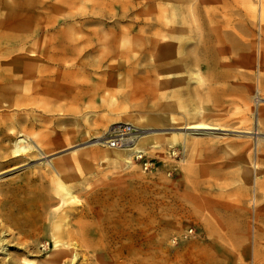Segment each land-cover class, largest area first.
<instances>
[{
    "label": "rangeland",
    "instance_id": "rangeland-1",
    "mask_svg": "<svg viewBox=\"0 0 264 264\" xmlns=\"http://www.w3.org/2000/svg\"><path fill=\"white\" fill-rule=\"evenodd\" d=\"M1 5L26 13L0 17V32L23 23L34 64L7 85L0 235L9 254L25 250L29 229L40 234L26 239L28 253L50 258L48 230L63 219L91 227L89 246L74 247L84 263L162 264L168 254L169 264H264V0ZM178 44L182 54H167ZM16 53L0 47V58ZM198 121L208 129H186ZM120 123L144 147L118 160L105 140ZM19 135L30 149L14 157ZM14 202L32 203L23 228Z\"/></svg>",
    "mask_w": 264,
    "mask_h": 264
},
{
    "label": "bare ground",
    "instance_id": "bare-ground-1",
    "mask_svg": "<svg viewBox=\"0 0 264 264\" xmlns=\"http://www.w3.org/2000/svg\"><path fill=\"white\" fill-rule=\"evenodd\" d=\"M1 6H0V10L2 11V13L0 14V17H4L6 19L11 18V19H14V21L15 20L21 21V20L27 18L26 13H24V12H22V13L20 11L15 12V11H12L11 8L6 7V6H2L4 9H1L2 8ZM34 7H36V6H34ZM6 23H7V25L10 24L9 29H11V30L6 31V32H0V38H3L5 41L9 42V44H3L0 41V47L1 46H5L7 48H14L15 47V48H17V53L13 54V55H9V56L4 57V58H0V67H1V70H0V99H1L0 100V146L4 150L7 149V146H5V144H3V143H5L4 141L10 140L12 138V136L10 134H8L7 132H4L5 128L7 127V122H5V124L3 123V120L9 121L11 119V114L9 113V109H8L9 105L5 104V103H7L6 101H8L12 96L11 95L12 92L10 91V87H8L7 85L10 84L11 82H15V83L21 82L23 80L24 73H26L27 71L33 70V66H34V64L26 62L27 58L24 55L26 53V43H25L24 37L22 35L24 34L23 30H25V25L23 23H20V22H16L15 24H11L12 22L9 23L7 21ZM17 29H19L21 31L20 36H22V38L20 39L21 40L20 43L18 42L17 45H15L14 43L12 44L11 41L8 39L9 38L12 39V36L15 33L14 30H17ZM36 30H38V28H36ZM183 46H184L183 44L175 45L173 49H171L170 51L167 52V54L169 53L173 56H179L183 52ZM200 54H202V53H200ZM2 66H6V67L2 68ZM207 127H208L207 124H205L204 122L198 121V122L189 123L188 127L186 129L203 130V129H208ZM192 135H196V134L193 133ZM128 140H129V142H126L124 144L125 146L122 145V147H119L118 151H120V152H115L118 160L124 159L125 155H128L129 153H131L133 151L138 152L144 147V145H143L144 142L140 139L130 137ZM148 143L150 144V142H148ZM29 149H30V146L27 144L26 138L19 135V136H17V139L13 143V147H12L11 152H12L14 157H20L23 154H25ZM6 157L7 156L5 154L0 155V159H2V158L4 159V160H0V168L7 165V163L9 162L10 159L6 158ZM55 170H56V168H55ZM35 204H36V202H35ZM31 205H32V203L29 205H27V203L24 204L21 202L20 203L19 202L13 203V206H14L13 211L16 210V212L13 214V224H15L17 227H21V228H23V226L28 224L25 221V215H24L23 211L28 209L29 206H31ZM108 206H110V205H108ZM86 213H87V211H86ZM105 222H106V220H105ZM100 223L103 224V221ZM62 225H65V226L70 225V226H68L66 229H63ZM101 227H102V225H101ZM90 229H91V227L89 225L84 224L82 221L63 222V219H60L58 225L55 224L54 226L50 227L48 230L49 238H51L53 241L54 251H53V254L50 258H46L43 261H41V260L39 261L38 259H33L34 257L32 256L31 253L29 254L28 251L30 250V248H33L35 246L31 245L32 243H28L26 241V239H30V238H34V240H38L39 234H40V232H38V230H36L37 232H35V230L32 231L29 229L25 230V231L22 230V232L20 231L22 234V237L20 238V240L23 239V242H21L19 244L21 246H24L25 250H21L18 252L17 251L12 252V254L11 253L9 254V251L11 249L9 250L10 247H7L8 245L6 244L5 237L0 235V242H1L0 252L2 254V258L0 259V264H75V263H78L79 261H80V264H89V263H84L85 257L83 259V255H85V254H83L82 256L81 255L79 256L78 253L74 252V247L76 245L77 246L79 245L80 247L81 246L82 247H85V246L88 247L89 246L86 243L87 242L86 236L89 233ZM102 231L103 232L105 231V233H108L109 229L105 230L102 228ZM3 232L4 231L2 230L1 233H3ZM106 245H107V242H106ZM60 246L62 248H60ZM14 247H16V246H14ZM27 248L29 249L28 251H27ZM69 248H71V249H69ZM15 249H18V248H15ZM111 251H112V249H111ZM91 253H92V250H91ZM116 253L117 252H115V254ZM167 255L164 256L162 264H169V258ZM102 257H103V259H106V258H104L103 255H102ZM106 257H108V256H106ZM119 257H121V255ZM124 257H126V256H124ZM37 258H38V256H37ZM107 259H109V258H107ZM83 260H84V262H83ZM86 261H88V259ZM93 264H96V262H94ZM147 264H153V263L149 262Z\"/></svg>",
    "mask_w": 264,
    "mask_h": 264
},
{
    "label": "built area",
    "instance_id": "built-area-1",
    "mask_svg": "<svg viewBox=\"0 0 264 264\" xmlns=\"http://www.w3.org/2000/svg\"><path fill=\"white\" fill-rule=\"evenodd\" d=\"M131 132L132 127L129 124H117L110 130L105 143L109 148H119L128 141Z\"/></svg>",
    "mask_w": 264,
    "mask_h": 264
}]
</instances>
